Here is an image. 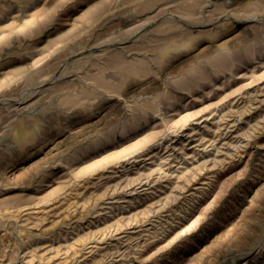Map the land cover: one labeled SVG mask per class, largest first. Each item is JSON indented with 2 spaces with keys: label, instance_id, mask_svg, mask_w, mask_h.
<instances>
[{
  "label": "rangeland",
  "instance_id": "374dc122",
  "mask_svg": "<svg viewBox=\"0 0 264 264\" xmlns=\"http://www.w3.org/2000/svg\"><path fill=\"white\" fill-rule=\"evenodd\" d=\"M0 264H264V0H0Z\"/></svg>",
  "mask_w": 264,
  "mask_h": 264
}]
</instances>
